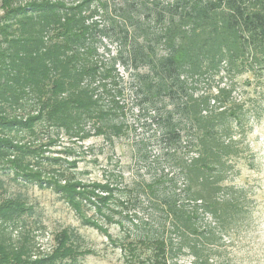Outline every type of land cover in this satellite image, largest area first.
<instances>
[{
    "label": "rangeland",
    "instance_id": "rangeland-1",
    "mask_svg": "<svg viewBox=\"0 0 264 264\" xmlns=\"http://www.w3.org/2000/svg\"><path fill=\"white\" fill-rule=\"evenodd\" d=\"M61 1L69 6L81 0ZM170 1L92 0L82 14H92L86 23L95 26L94 40L81 50L91 48L92 54L83 55L85 64L98 66L90 80L98 102L93 117L84 120L78 136L44 123L36 124L34 134L11 133L21 143L43 144L44 156L75 162L68 170L67 162L60 164L78 182L73 204L60 193L16 181L8 171H0V198L19 195L31 206L17 231H28L37 252L48 251L54 235L67 228L80 249L86 250L78 264H191L193 257L186 247L177 250L182 231L175 230L166 216L163 198L169 195L195 210L198 233L189 239L202 254L221 264H264V66L230 78L221 73L191 83L199 91L217 82L232 87L229 105L236 112L227 122L238 152L227 159L219 183L222 189L214 197L231 199L233 207L217 220L208 211L195 209L184 190L186 178L178 168L181 159L192 155L186 138L178 143L162 139V123L156 115L170 109V99L162 94L161 101L144 100L140 87L142 76L157 80L140 54L154 60L166 52L158 36ZM158 12L162 19H157ZM133 47L138 54L135 62ZM31 103L15 112L27 113ZM41 163L47 166L44 160ZM210 232L213 240L202 237ZM162 236L173 243L166 263L151 243Z\"/></svg>",
    "mask_w": 264,
    "mask_h": 264
},
{
    "label": "trees",
    "instance_id": "trees-1",
    "mask_svg": "<svg viewBox=\"0 0 264 264\" xmlns=\"http://www.w3.org/2000/svg\"><path fill=\"white\" fill-rule=\"evenodd\" d=\"M91 1L68 6L61 0H0V171H8L16 181L60 193L72 204L79 194L78 182L61 167V161H67L44 156L43 144L21 143L11 133L34 134L36 124L44 123L78 136L84 120L93 117L98 102L90 80L98 66L85 64L83 55L92 54L91 48L81 50L94 40L95 26L86 23L92 14H82ZM164 10L167 21L158 40L166 52L154 60L140 54L157 78L153 82L149 74L141 77L143 99L161 101L162 94L170 99V109L156 115L162 123V139L178 143L186 138L192 155L181 159L178 168L186 178L184 190L195 209L200 207L218 220L233 207L231 199L214 197L222 189L219 183L227 159L238 152L227 122L236 112L229 105L232 87L217 82L199 91L191 83L221 73L230 78L264 66V0H171ZM156 17L163 15L158 12ZM131 55L135 62L134 47ZM29 100L30 111L15 112ZM43 160L47 166H42ZM67 163V170L75 167V162ZM163 201L166 216L175 230L182 231L177 250L186 247L193 257L191 264H221L190 242L189 235L198 233L195 210L169 195ZM30 211L19 195L0 198V264H78L86 250L80 249L67 228L54 235L48 251L34 250L28 231H17ZM202 237L215 238L213 232ZM151 243L166 263L171 239L162 236Z\"/></svg>",
    "mask_w": 264,
    "mask_h": 264
}]
</instances>
